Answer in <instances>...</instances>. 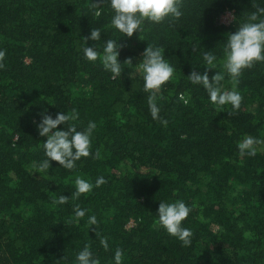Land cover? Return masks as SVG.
Returning <instances> with one entry per match:
<instances>
[{"label":"trees","instance_id":"trees-1","mask_svg":"<svg viewBox=\"0 0 264 264\" xmlns=\"http://www.w3.org/2000/svg\"><path fill=\"white\" fill-rule=\"evenodd\" d=\"M92 2L0 0V50L6 53L0 69V264H76L85 245L100 264H115L117 248L122 264H264V145L254 157H241L237 147L247 135L264 140V62L239 77L243 99L235 112L212 104L203 86L187 78L193 70L207 71L210 80L218 72L225 76L223 88L232 90L223 67L227 34L264 0H183L178 20L145 21L131 38L112 26L108 0L99 16ZM227 13L237 20L222 24ZM93 27L101 38L86 45L82 38ZM107 39L123 46L121 64L133 63L121 65L116 79L101 59L89 62L83 54L95 45L102 57ZM148 45L161 48L175 70L157 100L166 126L152 118L136 71ZM205 51L216 57L213 66L203 60ZM72 109L78 130L96 124L92 156L73 170L52 161L39 173L34 165L46 158L47 139L37 131L40 113L55 118ZM97 151L99 159L93 158ZM77 177L107 182L54 204L61 195L71 198ZM176 201L191 209L182 222L193 233L189 247L156 226L159 203ZM74 204L86 212L78 223ZM92 215L96 225L87 223Z\"/></svg>","mask_w":264,"mask_h":264},{"label":"clouds","instance_id":"clouds-1","mask_svg":"<svg viewBox=\"0 0 264 264\" xmlns=\"http://www.w3.org/2000/svg\"><path fill=\"white\" fill-rule=\"evenodd\" d=\"M114 15L111 19L112 26L121 33V36L131 38L134 33H138L142 24L145 21L152 23H161L165 19L171 17L178 20L183 12V0H108ZM104 0L92 2L91 8L96 16L101 13L99 10ZM256 9L250 13L247 22L239 24L234 33L227 34V41L224 51L223 67L233 84L232 90H225L222 81L225 76L216 72L209 79L208 72L199 74L193 70L188 76V80L193 85H202L207 92L210 102L218 107L231 105L233 112L240 109L242 96L236 90L239 84V77L245 69H251L258 62H264V7L253 5ZM233 20H237L234 16ZM101 38L99 28H92L90 35L83 37L82 40L87 45L89 40L98 41ZM123 47L117 40L107 39L103 47V54L93 47H84V58L89 62H95L101 59L105 71L112 74V79L121 76V65H133L132 59L128 58L121 64L118 60L119 50ZM5 51L0 50V69L5 67L3 61L5 59ZM203 60L206 65L213 66L216 57L211 51H205ZM136 71L142 75L144 80V91L149 93L147 103L149 111L154 120H159L163 125H167V121L160 118V108L158 106V94L161 93L162 86L166 84L174 75V68L165 59L163 50L159 47L148 45L142 54L139 63H136ZM208 69H213L208 67ZM159 99H163L159 96ZM180 101L188 103L184 93L178 96ZM231 114V113H230ZM42 119L37 125V131L41 137H47L43 143L45 159L38 164H35L39 173L48 171L52 161L57 162L66 170H73L76 167V162L81 158L92 156L91 136L96 128L95 122H89L83 130H78L75 123L72 121L78 120L79 114L76 109L71 112L57 113L53 118L51 115L44 112L40 113ZM65 125V130H57L59 125ZM264 145V140L257 139L247 135L238 142L237 147L241 157H254L257 154V146ZM99 151L95 153L93 158L99 159ZM107 181L103 177H98L95 185L92 182L81 177L75 179V191L72 192L71 198L61 195L53 200L54 204L64 205L70 200L75 201L81 195L88 194L93 190V187H100ZM73 221L79 222L85 217V210H82L78 204L73 206ZM191 209L183 202L176 201L173 203L160 202L156 216V226L163 228L168 235L177 238L182 242V246L189 247L192 242V231L189 228L183 227L182 222L185 221ZM87 223L96 225L97 219L95 215L89 217ZM101 245L108 250L107 239H101ZM123 251L116 249L114 254L115 264H122ZM65 259V258H64ZM76 264H100V261L93 257L90 246L85 245L76 256Z\"/></svg>","mask_w":264,"mask_h":264},{"label":"rangeland","instance_id":"rangeland-1","mask_svg":"<svg viewBox=\"0 0 264 264\" xmlns=\"http://www.w3.org/2000/svg\"><path fill=\"white\" fill-rule=\"evenodd\" d=\"M231 19H232L231 16L225 14V15H223V17L221 18L220 21H221L222 24H225V25H226L227 22H228L229 20H231Z\"/></svg>","mask_w":264,"mask_h":264},{"label":"built area","instance_id":"built-area-1","mask_svg":"<svg viewBox=\"0 0 264 264\" xmlns=\"http://www.w3.org/2000/svg\"><path fill=\"white\" fill-rule=\"evenodd\" d=\"M226 15H229V16L232 17V14H231V13H227ZM231 20H232V19H231ZM231 20H229V21L227 22V24H228L229 22H231Z\"/></svg>","mask_w":264,"mask_h":264}]
</instances>
